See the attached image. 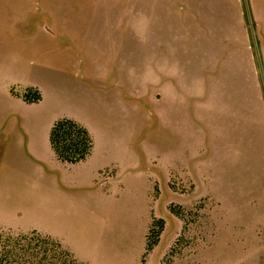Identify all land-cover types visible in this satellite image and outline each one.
I'll list each match as a JSON object with an SVG mask.
<instances>
[{
  "label": "rangeland",
  "instance_id": "rangeland-1",
  "mask_svg": "<svg viewBox=\"0 0 264 264\" xmlns=\"http://www.w3.org/2000/svg\"><path fill=\"white\" fill-rule=\"evenodd\" d=\"M258 3L0 0V226L87 264H264ZM60 118L85 159L55 156Z\"/></svg>",
  "mask_w": 264,
  "mask_h": 264
},
{
  "label": "trees",
  "instance_id": "trees-1",
  "mask_svg": "<svg viewBox=\"0 0 264 264\" xmlns=\"http://www.w3.org/2000/svg\"><path fill=\"white\" fill-rule=\"evenodd\" d=\"M29 89L24 98L35 101L39 94ZM49 143L55 156L62 161L77 162L86 158L92 138L85 127L69 118L56 120L49 131ZM153 224V223H152ZM150 229V228H149ZM149 248L150 245L147 244ZM0 264H87L55 238L36 230L13 231L0 226Z\"/></svg>",
  "mask_w": 264,
  "mask_h": 264
},
{
  "label": "crops",
  "instance_id": "crops-1",
  "mask_svg": "<svg viewBox=\"0 0 264 264\" xmlns=\"http://www.w3.org/2000/svg\"><path fill=\"white\" fill-rule=\"evenodd\" d=\"M187 1H190V0H187ZM193 1H196V0H193ZM192 5H194V4H192ZM256 12L261 17V18L260 17L259 18L261 20H263L262 14L264 13V4H259L258 3V6H256ZM71 17H72V15L66 14V16H65V18H66V22L65 23L66 24L65 25H63L62 23H58L57 20H54V24L53 25L56 26L59 29L58 32H59V36L61 37V39L63 38V36H65L67 38H70L72 32L78 34L81 31V30H79L80 28L77 25L75 26V28L70 26ZM30 21L32 22V26H31V28L28 27L29 28V30H28L29 33H33V34H35V36H37V35L40 36V34L43 35V33H44L43 36L46 38L47 35H45V33H46V31H49V29H46L44 26L42 27V24H41L40 20L35 19V20H30ZM124 29L127 30L126 26H124ZM260 32H261V35H262V31H260ZM64 55L65 54L63 53L62 56L64 57ZM35 88L36 87H34V86H29L26 91H28L29 89L33 90ZM171 193L173 195L174 191H172Z\"/></svg>",
  "mask_w": 264,
  "mask_h": 264
}]
</instances>
